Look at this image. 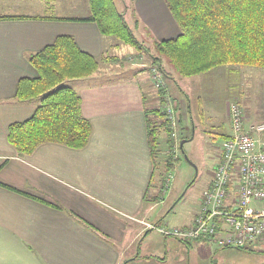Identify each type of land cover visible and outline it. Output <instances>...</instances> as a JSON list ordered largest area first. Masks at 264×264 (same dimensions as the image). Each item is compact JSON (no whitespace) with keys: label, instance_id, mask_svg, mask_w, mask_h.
Instances as JSON below:
<instances>
[{"label":"crops","instance_id":"obj_1","mask_svg":"<svg viewBox=\"0 0 264 264\" xmlns=\"http://www.w3.org/2000/svg\"><path fill=\"white\" fill-rule=\"evenodd\" d=\"M113 1L135 36H151L154 43L178 35L179 27L164 0ZM44 2L37 7L14 5L0 14L24 17L0 19V264H191V256L201 264L203 255L212 256V245L166 237L146 226L191 224L200 200L177 225L167 215L163 218L166 208L175 203H166L165 193L158 195L164 162L159 161L160 169L155 167L148 145L144 110L157 106L158 99L152 79L140 66L151 62L140 63L117 37L101 34L92 21L78 20L89 15L88 8L79 16H69L57 14L54 4ZM60 35L71 36L95 57L113 58L100 62L88 77L62 83L79 94L91 134L81 148L45 142L22 155L8 140V126L30 117L39 99L18 100L17 83L22 77L37 76L29 55ZM125 56L134 58L129 67L123 65ZM253 67L247 66L248 78ZM165 84L170 94L166 80ZM225 114L229 129L217 121L222 141L231 134L227 106ZM244 116L245 128L264 123L262 114L254 119ZM162 132L159 152L164 149ZM257 137L264 146V133ZM220 143L204 188L219 160ZM247 250L264 256V236Z\"/></svg>","mask_w":264,"mask_h":264},{"label":"trees","instance_id":"obj_2","mask_svg":"<svg viewBox=\"0 0 264 264\" xmlns=\"http://www.w3.org/2000/svg\"><path fill=\"white\" fill-rule=\"evenodd\" d=\"M164 1L179 33L154 42V46L180 75H198L220 65L264 68V0ZM88 10L89 15L78 20L92 21L101 34L115 36L123 43L141 49V43L113 0H88ZM13 18L24 17L0 16V19ZM112 59L93 56L79 48L68 35L57 36L51 44L30 54L29 62L36 69L37 76L20 78L15 97L18 100L39 99V103L30 117L8 126V140L17 152L30 154L45 142L84 147L91 134V123L82 114L79 94L62 83L88 77L98 69L100 62ZM152 66H157L168 76L159 58L153 56ZM156 91L157 99L162 102L167 91ZM144 113L148 145L157 168L161 129L167 135V145L173 144L170 124L160 106L145 108ZM169 164L165 161V170L170 169ZM165 170L161 173V182Z\"/></svg>","mask_w":264,"mask_h":264},{"label":"rangeland","instance_id":"obj_3","mask_svg":"<svg viewBox=\"0 0 264 264\" xmlns=\"http://www.w3.org/2000/svg\"><path fill=\"white\" fill-rule=\"evenodd\" d=\"M0 1L4 3V0ZM19 1L21 0H6V4L0 3V14L3 10L8 11L11 6L22 3L33 4V7L45 3L44 0ZM46 2L55 5V11H59L57 14L66 13L69 16H79L88 8V0H46ZM27 10H31V8H26L24 11ZM136 37L141 43V49L123 43L124 48H128L134 55L131 57H136L140 63L151 62V65L148 63L146 67L140 66V69L147 71L149 76L153 56L161 60L162 67L168 73V76L163 74L164 84L166 80L172 93L169 95L173 102L176 99L178 103L177 106L174 105L177 137L175 139L171 136L173 144L169 146L166 141L167 135L162 132L164 135L160 142L164 149L159 152L157 160V168L159 169L160 160L164 162V166L165 161H168V164L171 163L169 170H165L163 167L165 173L168 171L173 173L171 184L166 192H163L165 184L163 177L158 195L162 196L165 193L166 196L168 195L166 203H171V205L175 203L172 207L170 206L171 208H166L163 218L167 215V219L170 218L173 221L170 223L177 225L178 219L190 216L195 210L198 199L207 184L209 174L212 172L214 155L217 151L216 145L221 142V146L223 143L222 136L217 135L221 131L217 129L220 127L217 121L221 120L229 129L225 114L226 106L228 112L229 103L235 102L242 107L243 115H250L251 118L264 115V73L256 74L260 72L256 70L264 71V68L253 67L255 69H252L254 73H250L251 78H248L249 75H247V65H220L209 70V72L201 73V75L183 76L174 69L165 55L157 52L151 36ZM138 50L139 53H137ZM127 58V56L124 57L128 63L123 62V65L129 67L134 63V58L128 60ZM126 68L122 67L123 70ZM129 70L131 69H126V71ZM151 84L156 90L152 80ZM180 140H186L182 149L179 147ZM155 225L162 226L164 224L155 223ZM215 248L214 245L210 246L212 256L207 259V255H203L204 261H201V264H263L264 262L262 252H257V250L248 251L247 248L230 247ZM188 259H190L191 264L198 263V260L193 256L188 257Z\"/></svg>","mask_w":264,"mask_h":264},{"label":"built area","instance_id":"obj_4","mask_svg":"<svg viewBox=\"0 0 264 264\" xmlns=\"http://www.w3.org/2000/svg\"><path fill=\"white\" fill-rule=\"evenodd\" d=\"M150 76L156 90L164 89L163 73L151 66ZM157 106L169 121L176 139L174 102L166 92ZM231 134L223 140L220 155L209 185L199 200L191 224L174 226L146 223L161 235L180 241L202 240L216 248H249L264 236V146L257 135L264 133V123L245 128L242 107L228 105ZM178 142V139H177ZM173 173L164 175L163 192L169 188Z\"/></svg>","mask_w":264,"mask_h":264},{"label":"water","instance_id":"obj_5","mask_svg":"<svg viewBox=\"0 0 264 264\" xmlns=\"http://www.w3.org/2000/svg\"><path fill=\"white\" fill-rule=\"evenodd\" d=\"M186 140H180V142H179V147L182 149V145H183V143L185 142Z\"/></svg>","mask_w":264,"mask_h":264}]
</instances>
